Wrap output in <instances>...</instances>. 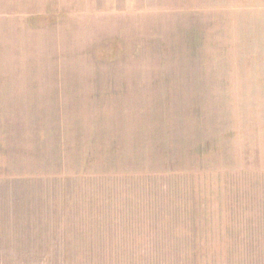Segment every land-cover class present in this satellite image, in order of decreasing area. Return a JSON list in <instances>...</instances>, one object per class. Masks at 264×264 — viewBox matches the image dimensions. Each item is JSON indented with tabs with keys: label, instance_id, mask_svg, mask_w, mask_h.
Here are the masks:
<instances>
[{
	"label": "rangeland",
	"instance_id": "obj_1",
	"mask_svg": "<svg viewBox=\"0 0 264 264\" xmlns=\"http://www.w3.org/2000/svg\"><path fill=\"white\" fill-rule=\"evenodd\" d=\"M129 1L1 27L0 264H264V0Z\"/></svg>",
	"mask_w": 264,
	"mask_h": 264
},
{
	"label": "crops",
	"instance_id": "obj_2",
	"mask_svg": "<svg viewBox=\"0 0 264 264\" xmlns=\"http://www.w3.org/2000/svg\"><path fill=\"white\" fill-rule=\"evenodd\" d=\"M137 2V1H136ZM127 0H0L1 27L20 35L38 27L50 31L64 17L98 18L111 16L116 10H128ZM36 25V26H35Z\"/></svg>",
	"mask_w": 264,
	"mask_h": 264
}]
</instances>
